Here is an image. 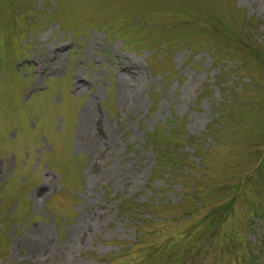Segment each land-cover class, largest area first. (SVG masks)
I'll list each match as a JSON object with an SVG mask.
<instances>
[{
  "label": "rangeland",
  "instance_id": "rangeland-1",
  "mask_svg": "<svg viewBox=\"0 0 264 264\" xmlns=\"http://www.w3.org/2000/svg\"><path fill=\"white\" fill-rule=\"evenodd\" d=\"M262 156L264 0H0V264H256Z\"/></svg>",
  "mask_w": 264,
  "mask_h": 264
},
{
  "label": "trees",
  "instance_id": "trees-1",
  "mask_svg": "<svg viewBox=\"0 0 264 264\" xmlns=\"http://www.w3.org/2000/svg\"><path fill=\"white\" fill-rule=\"evenodd\" d=\"M261 159H264V156H262ZM260 255H264V244L261 247H259V250H257L255 256H251V261L253 262L254 260H256L255 261L256 264H264V260L258 259Z\"/></svg>",
  "mask_w": 264,
  "mask_h": 264
}]
</instances>
